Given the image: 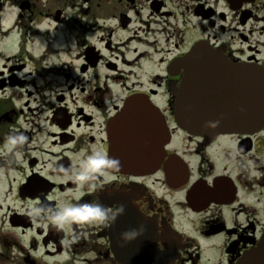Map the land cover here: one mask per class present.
<instances>
[{
	"label": "flooded vegetation",
	"instance_id": "obj_1",
	"mask_svg": "<svg viewBox=\"0 0 264 264\" xmlns=\"http://www.w3.org/2000/svg\"><path fill=\"white\" fill-rule=\"evenodd\" d=\"M198 44L264 68V0H0V264H238L261 249L264 126L190 136L175 120L176 63ZM192 69L203 117L220 99L210 67ZM130 102L167 132L152 171L70 178L109 159L108 124ZM132 146L136 167L161 151L157 135ZM88 203L102 222L48 220Z\"/></svg>",
	"mask_w": 264,
	"mask_h": 264
},
{
	"label": "water",
	"instance_id": "obj_2",
	"mask_svg": "<svg viewBox=\"0 0 264 264\" xmlns=\"http://www.w3.org/2000/svg\"><path fill=\"white\" fill-rule=\"evenodd\" d=\"M221 55L216 50L198 44L176 63L183 77L176 97L174 116L179 129L190 136L250 134L264 126V68L233 67ZM197 61L212 71L206 86L207 95L220 99L219 106L202 111L206 113L203 117L196 116L192 108L195 87L192 65ZM216 79L220 81L219 84L214 83ZM132 104L130 102L125 106L108 124L109 159L118 162L113 168L122 173L152 171V163L159 161L162 156L167 132L164 127L150 122L154 119V110L146 108L140 113H144L145 117L139 116L132 110ZM212 120L220 124H204ZM152 135H157L161 151L153 152L146 158L150 162L149 166L136 167L135 163L141 161L143 156L140 151L133 150L131 153V145L133 148L136 144L142 145ZM238 264H264V245L244 255Z\"/></svg>",
	"mask_w": 264,
	"mask_h": 264
},
{
	"label": "clouds",
	"instance_id": "obj_3",
	"mask_svg": "<svg viewBox=\"0 0 264 264\" xmlns=\"http://www.w3.org/2000/svg\"><path fill=\"white\" fill-rule=\"evenodd\" d=\"M214 126V125H213ZM118 162L108 159L105 155L95 153L87 156L80 163L83 169L81 173L73 178L83 183L91 180L93 175L100 171L115 166ZM106 218L105 210L99 204L65 205L60 214L48 220L55 226L62 227L66 223H93L102 222Z\"/></svg>",
	"mask_w": 264,
	"mask_h": 264
}]
</instances>
